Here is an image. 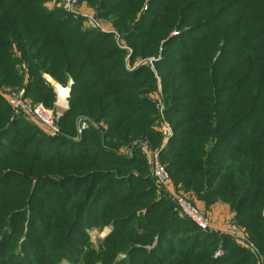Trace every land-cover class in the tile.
Returning a JSON list of instances; mask_svg holds the SVG:
<instances>
[{
	"label": "rangeland",
	"instance_id": "1",
	"mask_svg": "<svg viewBox=\"0 0 264 264\" xmlns=\"http://www.w3.org/2000/svg\"><path fill=\"white\" fill-rule=\"evenodd\" d=\"M31 1L32 6L39 5L48 12L60 13L55 12L54 20L66 16L72 23H77L81 31L94 34L90 39L94 40L100 34V40L95 41L97 45L94 49L110 50V54L106 62L97 64L99 72L112 64L116 71L121 70L123 73L120 71L122 75L117 76L120 79L117 83L107 81V78L100 74L83 78L84 82L94 87L91 95L97 98L100 96V102L93 107L98 110L99 115L91 116L86 112L89 110L72 111L69 101V108L59 120L56 131H51L30 115L18 111L20 108L13 102L12 96L21 92L23 101L28 105L43 104L52 107L57 102V89H66L68 75L72 78L71 87L74 86L72 74L67 72L57 79L48 72H43L44 81H46L44 75L48 74L58 85L49 87L43 82L31 81L28 84L26 70L28 64L25 62L14 66L19 76L16 79L11 77L7 79V72L0 66V116L3 119V123L0 122V135L6 128L12 131L0 139V206L7 204L5 214L8 216L5 231L8 239L3 248L6 253L0 255L2 256L0 264H16L18 257L11 258L8 252L17 253L18 256L22 254L21 264H140L143 261L147 264H207L203 260L206 255L212 260L225 256L224 238L229 239L238 249L248 252L257 264H264V255L250 240L230 203L221 198L209 203L203 195L199 197L191 189H183L181 181L171 174L174 169L168 168L174 163L172 156H176L175 154L180 151L175 147V143H171L178 133L187 132L185 136H190L193 142L198 139L205 141L206 146L203 149L207 151L213 139L207 135L199 136L195 131L196 128L208 129L207 123L211 121H222L223 131L230 125L232 119L247 116L248 122L244 123L246 131L243 128L244 124L238 125L232 139L235 140L240 133H244L248 142L242 148L255 149V146H250V142L256 140L259 131H264V122L261 126H255L264 121L258 120L264 117V108L260 103L250 105L248 101L250 81L247 80V76L253 67L264 71V34L260 40L254 41L248 30L260 27L259 31L264 33V24H259L261 21L264 22V11L255 6L254 12L247 13V17L243 18L241 13L246 3L243 0L235 2L233 6L223 2L224 6L213 17L210 16L214 13L209 10L215 1L223 0H199L200 4L196 3L197 0H107V7L102 11H99L98 4L88 0H42L40 3L39 0ZM128 4L134 11L129 14L130 16L125 13ZM241 9L242 12L237 13ZM209 17L213 21L210 20L208 23L215 25V28L218 27L210 38L207 35L208 30L197 31L196 34L191 32L195 26L206 23ZM250 17L258 20L250 24L246 20ZM142 19H145L144 22L150 21L145 23V28L141 26ZM154 24L156 26L163 24V38L158 37L155 43L152 41ZM227 24L228 28L224 30ZM137 29L143 30L138 34L133 33L129 39V33ZM181 31L189 37H197L196 40L193 39L191 45L202 47L201 51L208 46L209 40L215 43L224 39L227 43L239 42L236 46L238 48L232 49L231 60L226 54L219 53L218 49L211 52L210 55H213L209 61L214 65H222V68L217 70L213 77L217 82L215 91L212 86L206 88L200 86L197 97L205 102L192 99L195 92L185 95L189 97L188 100L180 99L179 95L183 91L180 89H184L183 83L186 87H196L199 84L197 79L200 77V66L205 64L202 60L200 66L194 68L195 66L191 64L180 63L182 58H187L190 54L188 47L182 48L178 41L168 42L182 33ZM0 38L8 40L4 35ZM146 40L152 42L151 47ZM202 40H205L203 46ZM222 43L221 41L220 44ZM12 44L9 50L10 57L14 60L15 57L19 59L16 44L13 41ZM218 48L222 49L219 46ZM5 51L8 50L1 49L0 56ZM49 51L47 50L45 55ZM195 57L198 59V56ZM195 57H190V60ZM166 60L171 61L170 65H165ZM162 62L163 66H160ZM141 69L144 72L135 74ZM72 72L75 73V70ZM227 73L233 78L224 81ZM217 87H223L224 90L221 91L222 88L218 90ZM128 88L138 91L137 98L141 99L139 111L118 106L121 98L123 101H132L127 99ZM66 92L69 100L70 91ZM103 92L105 94L102 96ZM223 99L227 100L229 105L225 106L227 114L217 112L212 120L198 118L196 108L214 107L212 102L220 103ZM246 99L247 107L241 106V110H238V106L236 108L234 106L231 109V105L242 104ZM248 107H252V110ZM98 116L99 118H96ZM120 116L125 119L116 123ZM114 122L115 125L110 127ZM175 123L178 126L174 127ZM87 133H90V140L86 143L89 153H94L98 149L126 159L129 163L133 162V165H127L126 160L119 163V166H114L113 163L93 164L89 161L79 164L72 162L75 165L69 163L72 161L67 154L71 147L69 143L78 144ZM231 143L232 149L222 148L223 150L215 151L217 156L213 159H221L223 151L226 157L229 153L235 157L234 149L239 146L235 141ZM261 149H264V145L256 146L259 152ZM150 153H157L161 164L167 167L170 178L168 193L156 189L151 179ZM216 165L210 164L209 171H217ZM222 165H226V162ZM96 172L102 175H92ZM77 173L92 175L85 181V187L103 186L106 181L114 179L117 183L110 194L116 198L106 209L102 203L88 204L83 213L76 218L74 209L76 210L79 204L82 192L80 190L76 200L70 202V195L79 189V186H75L73 181L69 185L68 175ZM169 193L183 195L187 202L208 217L206 230L194 227L209 237H214V240L211 239L212 242L207 243V240L203 239L200 246L189 247V240L184 237L190 235L187 234L188 231H193L194 234L196 231L189 220L186 219L187 222L184 224L185 221L181 219L182 216L180 218ZM9 196L13 198L10 200ZM11 201L17 204L12 205ZM70 208L73 210L72 213L68 212ZM262 213L264 216V209ZM124 215L127 216L125 219L130 220L127 228L126 222L121 225ZM178 216L185 228H181L179 232L172 231L170 236L173 239L166 238V242H159L163 225L171 218L178 219ZM9 219H12L10 223ZM75 219L81 221L76 227ZM123 229L129 232L124 235ZM31 234L36 238H28ZM120 243L124 245L123 248L119 247ZM163 249L167 250L164 255ZM165 255L168 256L164 258ZM170 255L171 258L165 263ZM191 255H194L193 258H185L192 257Z\"/></svg>",
	"mask_w": 264,
	"mask_h": 264
},
{
	"label": "trees",
	"instance_id": "2",
	"mask_svg": "<svg viewBox=\"0 0 264 264\" xmlns=\"http://www.w3.org/2000/svg\"><path fill=\"white\" fill-rule=\"evenodd\" d=\"M41 1L42 0H39L38 2L40 3ZM88 1L92 2L93 4H98L99 11H102L103 8L107 7V0H100V2H98L97 0ZM238 1L240 0H223L219 2L215 1L214 6L209 10L214 13L210 17H213L217 13V11L219 12V9L224 6L223 2H227L228 4L233 6L234 3ZM243 1H246L244 5V11L242 12L241 9L237 12H242L241 14L243 18L247 17V13L254 12L253 8L255 6H258L262 11H264V0ZM32 3L33 1L31 0H0V37L1 35H4L5 38H8V40L0 38V50L4 48L8 50L0 56V66H3V68L5 69L4 71L8 74L6 78L8 79L11 77L13 79H16L19 77L14 70V66L20 64L21 62H25L26 64H28V68L26 67V70L28 71L27 76L29 79L28 84H30L31 81L36 83L43 82L46 86L51 87L50 84L44 81V79L42 78L43 72H48L50 75L57 79H60L67 72H70L75 80L74 86L71 87L69 97V101L71 102V110H89L86 112L90 113L91 116L99 115V113L97 114L98 110L93 107L96 103L100 102V96L99 98H97L91 95V92L94 91V87H91L88 82H84L83 78L98 76V74H100L102 77L105 76L107 78V81L109 80L115 83L119 82L120 79L117 76L122 75L123 72L121 70L120 71L122 73H120V71H116L112 64L107 67L108 70H102L101 72H99V68L97 67V64H102L108 60L110 50L105 51L94 49V46L97 45L95 41L100 40V34L98 38H94V40L90 39V37L94 34L91 35L88 34V32L81 31L77 23H72V21H70L66 16V18L62 17V19L54 20L56 11L48 12L44 9H41L39 5L32 6ZM196 3L200 4V1L197 0ZM126 7V14L129 15L134 13L131 5L128 4ZM210 17L207 19L206 23L195 26L196 28L191 32H195L194 34H196L197 31L203 30L204 32V30H208L207 35L210 38L212 33L218 29V27L215 28V25L208 23L210 20L213 21L212 19H210ZM119 18L120 20L122 19L121 17ZM144 20L145 19L141 20V26L143 28H145V23L147 24L150 22L149 20H146L144 22ZM246 20L250 24H254L258 19H256L255 17H250ZM261 22L262 23L259 24L263 25L264 22ZM227 26L228 24L223 29L227 30ZM156 28L158 30H156ZM257 28L258 29L248 30L249 36L254 41L260 40V37L264 34L262 33V31H259L261 30L260 27ZM141 30L143 29H137V31L129 33L128 38H132L133 33L138 34L139 32H142ZM152 32H154L152 41L153 43H155L157 42L158 37L163 38V24L160 26H156V24H154V26L152 27ZM181 32L182 33H180L177 37H173V39H170L168 42L174 43L178 41L182 48L188 47L190 54L187 58H182L180 63L185 65L191 64L195 66L194 68L199 67V63L202 62V60L203 62H205V64L200 66V77L199 79H197L199 84H197L196 87H186V84L183 83L184 89H180L183 90L181 91L182 94L179 95L180 99L188 100L189 97L185 95L193 94L195 92V95L192 97V99L205 102L204 100L198 99L197 97L200 92L199 88L201 85L204 88L212 86L215 91L217 82L213 80V77L217 74V70L222 68V65H214V63L209 61V58L213 55H210L211 52L218 49L219 53L222 52V54H226V56H228V58L231 60L232 49L238 48L236 46L239 44V42L233 43V41H229V43H227L225 42L226 39H224L219 40L218 43H215L212 40H209L208 46L203 51H201L202 47L199 48L195 44L191 45L193 39L196 40L195 38L197 37H189L183 31ZM184 39H186V41H184ZM12 41L15 42L16 48L18 49L20 55L19 59L15 57L14 60L10 57L9 50L13 45ZM221 41L223 42L222 44H220ZM146 42H148L147 44L149 47L152 46V42L150 40H146ZM204 42L205 40L201 41L202 46ZM83 45H86L87 47L82 48ZM218 46L222 49L219 50ZM47 50L50 51L45 55V52ZM195 56H198V59H196L197 57ZM190 57H195V59L190 60ZM170 62L171 61L166 60L165 65H170ZM207 62H209V65H207ZM161 65L163 66V62L160 64V66ZM73 70H75V73L72 72ZM141 72H144L143 69L136 71L135 74H141ZM181 74H183V72ZM231 78L233 77H230L229 73H227L224 76L223 80L225 81ZM247 80L250 81V85L248 88V101L250 105L260 103L261 107L264 108V71L261 68H251L249 70ZM231 86H233V84H231ZM220 88H222L221 91L224 90L223 87H217L216 89L219 90ZM127 90V95L129 96L127 97V99L132 101H123L124 99L121 98V103L118 102V106H125L129 109L134 108V110L139 111L141 108V99L137 98L138 91H135L132 88H128ZM104 94L105 92H103L102 96ZM248 101L246 99V101L242 104L239 103L236 105H231V109H233L234 106L235 108L238 106V110H241V106L247 107ZM212 105H214V107L212 106L205 108H196L195 112L198 118L212 120L216 117L217 112H222L223 114L228 113L225 111V106H229L227 100L223 99L222 101H220V103L212 102ZM248 109L252 110V107H248ZM96 118H99V116ZM124 119V117L120 116L116 120V123L122 122ZM258 120H264V117H260ZM0 122L3 123V119L1 116ZM221 122L216 120L207 123L208 129L204 127L203 129L196 128L195 133L197 135H207L209 136V138L213 139V143L210 146L208 145L207 151L203 149L204 146H206L205 141L198 139L197 141L193 142L192 140H190V136H185L188 134L187 132L184 134L178 133V136L174 137V139L171 140V143H175V147H178L180 151L178 154H175L176 156H172L174 159V163L169 165L168 168L174 169L171 174L173 177H175V179L181 181L183 189H191L199 197H202L203 195L207 198V201H209V203L220 198L228 201L230 203V206L234 208L236 216L237 218H239V223L243 225L245 230L247 231L250 240L255 243L258 251L264 255V216L262 213L264 209V149H261L260 152L256 150V146L264 145V131H259L257 133L256 140L250 142V146H255V149L251 148L249 150L246 148H242V146H244L248 142V138L244 137V133H240L237 139H232V136L237 130L236 127L238 125L242 126V124L248 122L247 116L232 119L230 125L223 131H221L223 123ZM263 122L264 121H262L260 124H256L255 126H261ZM113 125H115V122L112 123L110 127ZM203 125H205V123H203ZM173 126L175 127L178 125L177 123H175V125ZM243 126L244 130L246 131L245 124ZM11 132L12 131L10 128H6L4 131H2L0 139L4 135H8ZM191 133L193 132H189V134ZM89 136L90 133L83 135L82 140L78 144L69 143L71 147L67 154H69V158L72 159V161H70L69 163L75 165L72 162H76L79 164L83 161H89L93 164L107 163L108 165H111L113 163L114 166H119V163L125 162L126 159H121L120 157H117L112 153H105L98 149H96L94 153H89V151H87L86 149V143H88L90 140ZM226 138H228L229 140H227ZM231 141L237 142L239 146V148L234 149L235 157H233L231 153H229L226 157L225 151H223L220 156L221 159H213V157L217 156L215 154V151L223 150L222 148L232 149ZM218 145H221L222 147ZM65 156H67L66 153ZM103 156L107 157V159ZM223 162H226V165H222ZM126 163L127 165H133V162L129 163L127 160ZM213 163L217 164V171L214 172L209 171L210 164ZM98 174L100 176L102 175V173L100 172H96L92 175L97 176ZM92 175H84L81 173L68 175L69 185L71 181H73V183L76 184L75 186H79V189L77 188L74 193L70 195V202L76 200L78 193H80V190L82 192L81 197L78 200L79 204L76 207V210L74 209L76 218H78L79 214L83 213L88 204L102 203L103 208L106 209L113 201V199L116 198L113 196V194H110L113 186L117 183V181H114V179L106 181V184L103 186L95 187L93 185H88V187H85V181L91 178ZM8 198L11 200V198L13 197L9 196ZM11 203L12 205L17 204V202L13 201H11ZM6 208V203L0 206V255L2 253L3 255L6 253V251H4L5 249L3 248L8 239V236L5 234L8 225V216L7 214H5L7 212ZM68 212L72 213V208H70ZM74 214L72 215L74 216ZM126 217L127 216L124 215L121 221V225L126 222L125 228H127L130 221L128 218L125 219ZM180 218L179 216L178 219L171 218L166 224L163 225L159 242H166V238L173 239V237L170 236V233L172 231L179 232L181 228H185L183 227L184 225H182L183 222H181V219H183L185 221L184 224H186L187 218ZM11 220L12 219H9V223ZM74 221V227H76V225L80 224L81 222L79 219H75ZM118 223L119 222H117V224ZM190 223L193 225H191L192 228H194L196 231L195 234L193 233V231H188L187 234L190 235H186L185 237L183 236L184 239L189 240L190 248L194 246H200L203 239H206L207 243L212 242L211 239L214 240V237H209L208 235L204 234L203 231L197 230L194 227L195 225L191 221ZM69 230L71 231V228ZM123 230H125L124 235L129 232L126 229ZM14 235L16 236V233H14ZM118 237H120V235H118ZM28 238L33 239L36 237L34 234H31ZM223 240L225 256L222 259L217 258L218 260H212L206 255L203 257V260L206 261L207 264H257L256 260H254L248 252L243 249H238L237 246H235L234 243H232L229 239L224 238ZM119 247L123 248L124 245L120 243ZM111 250L113 251V249ZM165 253H167V250L163 249V255ZM8 254L9 256H11V258L18 257L16 264H21L20 262L22 258L20 256H22V254H19V256L14 252H8ZM106 255L109 256L110 254ZM167 256L168 255H165L164 258H166ZM191 256L192 257L185 258H193L194 255ZM170 258L171 255L164 262L166 263ZM0 262H2V256H0ZM140 264L147 263L143 261Z\"/></svg>",
	"mask_w": 264,
	"mask_h": 264
},
{
	"label": "built area",
	"instance_id": "3",
	"mask_svg": "<svg viewBox=\"0 0 264 264\" xmlns=\"http://www.w3.org/2000/svg\"><path fill=\"white\" fill-rule=\"evenodd\" d=\"M13 102L19 106L20 112L30 115L35 121L43 125L51 131H56L59 120L63 113L69 108V100L67 92L63 99L59 101L57 89V102L52 107H47L43 104H26L23 101L22 93L19 92L12 96ZM149 163L151 169V178L156 186V189L168 193L169 175L166 168L161 164L157 153L149 154ZM172 201L177 207L180 216L187 218L197 228L206 230L208 228V217L201 214L199 210L187 202L183 195L171 194Z\"/></svg>",
	"mask_w": 264,
	"mask_h": 264
},
{
	"label": "water",
	"instance_id": "4",
	"mask_svg": "<svg viewBox=\"0 0 264 264\" xmlns=\"http://www.w3.org/2000/svg\"><path fill=\"white\" fill-rule=\"evenodd\" d=\"M44 78L46 79V81L51 85V86H54V87H57V83L56 81L48 74H45L44 75ZM71 85H72V78L71 76L68 75L67 77V82H66V90H71Z\"/></svg>",
	"mask_w": 264,
	"mask_h": 264
},
{
	"label": "bare ground",
	"instance_id": "5",
	"mask_svg": "<svg viewBox=\"0 0 264 264\" xmlns=\"http://www.w3.org/2000/svg\"><path fill=\"white\" fill-rule=\"evenodd\" d=\"M66 93V89H61V88H58V97H59V101H61L63 99V96L65 95Z\"/></svg>",
	"mask_w": 264,
	"mask_h": 264
}]
</instances>
